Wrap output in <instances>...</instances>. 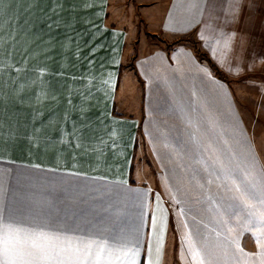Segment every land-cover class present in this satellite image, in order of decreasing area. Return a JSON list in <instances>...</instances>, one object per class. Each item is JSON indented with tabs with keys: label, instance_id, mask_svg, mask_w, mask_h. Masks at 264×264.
<instances>
[{
	"label": "crops",
	"instance_id": "obj_1",
	"mask_svg": "<svg viewBox=\"0 0 264 264\" xmlns=\"http://www.w3.org/2000/svg\"><path fill=\"white\" fill-rule=\"evenodd\" d=\"M135 6L138 23L109 21L111 10L118 16ZM148 35L184 38L171 51L186 54L198 42L264 44V0H0L5 221L107 240L120 249L105 252L110 264H168V209L135 165L150 114L140 94L162 88L149 82L161 49L147 50ZM126 58L133 67H124ZM126 69L138 86L133 106L118 97Z\"/></svg>",
	"mask_w": 264,
	"mask_h": 264
},
{
	"label": "rangeland",
	"instance_id": "obj_2",
	"mask_svg": "<svg viewBox=\"0 0 264 264\" xmlns=\"http://www.w3.org/2000/svg\"><path fill=\"white\" fill-rule=\"evenodd\" d=\"M110 13L117 25L138 23V6ZM183 39L148 35L147 50L161 49L149 82L162 88L140 94L148 95L150 114L135 155L168 209L167 262L264 264V238L257 239L264 237L257 223L264 213V44L198 42L187 44L189 55L171 51ZM195 46L224 78L197 58ZM132 75L123 71L118 91L131 106L138 94Z\"/></svg>",
	"mask_w": 264,
	"mask_h": 264
},
{
	"label": "snow or ice",
	"instance_id": "obj_3",
	"mask_svg": "<svg viewBox=\"0 0 264 264\" xmlns=\"http://www.w3.org/2000/svg\"><path fill=\"white\" fill-rule=\"evenodd\" d=\"M257 223L264 228V213L258 216ZM21 232H24L23 242ZM261 238L264 237H257L258 240ZM22 243L26 247H21ZM93 250L96 257L90 259ZM114 250L120 249H114L107 240L95 236L24 230L0 217V264H110L104 254Z\"/></svg>",
	"mask_w": 264,
	"mask_h": 264
},
{
	"label": "trees",
	"instance_id": "obj_4",
	"mask_svg": "<svg viewBox=\"0 0 264 264\" xmlns=\"http://www.w3.org/2000/svg\"><path fill=\"white\" fill-rule=\"evenodd\" d=\"M195 51L197 52L200 59L207 61V63L210 65L212 69L215 70V72L219 75V77L224 78L223 75L220 73L219 68L214 63L210 62L208 58H206L204 54L196 46H195Z\"/></svg>",
	"mask_w": 264,
	"mask_h": 264
}]
</instances>
